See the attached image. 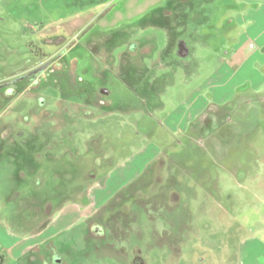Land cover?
<instances>
[{"label": "rangeland", "instance_id": "rangeland-1", "mask_svg": "<svg viewBox=\"0 0 264 264\" xmlns=\"http://www.w3.org/2000/svg\"><path fill=\"white\" fill-rule=\"evenodd\" d=\"M183 38L189 66L173 52ZM251 44L260 58L229 81L231 54ZM43 59L30 87L0 92L1 264H132L134 247L144 264H186L162 234L184 226L195 264H264V0H0V77ZM6 126L61 137L57 173L29 175L41 149L14 150ZM89 145L100 171L84 194L66 161L89 163ZM137 186L151 203L117 212L113 197ZM108 202L128 255L89 240L86 219Z\"/></svg>", "mask_w": 264, "mask_h": 264}, {"label": "flooded vegetation", "instance_id": "flooded-vegetation-1", "mask_svg": "<svg viewBox=\"0 0 264 264\" xmlns=\"http://www.w3.org/2000/svg\"><path fill=\"white\" fill-rule=\"evenodd\" d=\"M175 50H173V52L175 53ZM45 59L43 60H39L38 62H36L35 64H33L30 68V66L28 65L26 67V69H22L21 71H19L18 73H15V75L13 76L14 78L11 79L10 81L8 80L7 77H4V79L0 78V84L3 82H9L8 84L5 85H0V89H4L6 91V93L8 94V96H14L17 91L19 90V88L25 86V87H30L32 82H31V78L34 77L35 79L38 78L40 76L39 73L37 74H30V69L39 67L41 64L42 66L44 65ZM43 73V72H41ZM110 102V99L107 100V103ZM8 133L13 137L12 139H9L7 141V138L5 139L4 143L7 144H13L14 150L15 149H19V144H22L21 146L26 148H30L29 146H31V148L34 146L39 147L38 149H41L39 153H37V155H33L32 159L33 162H37L40 165V168H32L30 167L28 169V173L31 176H39V175H53L54 173H57L56 169H57V165H58V159L61 157L60 153L61 150L60 148L62 147V140L61 137L57 140V145L54 147L53 144L47 146L45 143V138H43V143H41V141L38 143L37 140L31 141V138L26 137V132L23 130H19L16 131L15 133H12V131L10 132V130H8ZM16 140H15V138ZM28 138V139H27ZM36 142V143H35ZM35 144L34 146L32 144ZM17 144V145H15ZM45 144V145H43ZM41 145H43V148L41 147ZM90 147H92L91 150V161L89 163L86 162V165L83 164L84 163V157L78 156L75 154V156H73L72 152L71 155L69 154V158H71L69 161L70 165H73V168L75 166L74 172H72L73 174V179L76 182V188L77 191L79 192L80 190L84 192V194H88V183L87 182H92L94 180V178H96V175L99 174V171H97L94 168L93 165V146L89 145ZM52 149V150H51ZM54 149V150H53ZM71 151V150H70ZM69 150L67 151L68 153L70 152ZM37 152V151H36ZM36 152H34L33 154H35ZM31 159V157H30ZM31 159V160H32ZM64 162V164L66 163ZM108 164V163H107ZM110 165V164H108ZM64 166V165H63ZM107 167V166H106ZM54 169V170H52ZM102 170H104V168L102 167ZM36 184V183H35ZM36 187L41 186L40 184L35 185ZM130 190V189H129ZM129 190L127 191H122V192H118L116 194V196H114L113 198H118L119 201L121 202V205H118V207L116 208L117 212H127V209L130 208V205L133 204V202L137 203L141 201V198L143 197H149L148 200L152 201V199L154 198V196H152L151 194H145L143 193V191H141L139 189V187L137 186V188L133 191L130 192ZM87 191V192H86ZM81 192V193H83ZM193 195V193H192ZM122 197V198H121ZM194 197V195H193ZM112 198V199H113ZM121 199V200H120ZM111 202V201H110ZM110 202H108V204L104 205L103 207L99 208L97 211H95L94 213L90 214L87 217V221L88 223H90V227L88 229V235L90 236L93 245L95 246V248L97 250H100V248H106L107 250H109L110 252H112L111 254L115 255L117 254H121V255H128V246L126 245V241L124 238L120 237H116L114 238L112 235V223L114 222L113 220H120L119 215H115L114 214V210L110 205ZM165 202V201H164ZM170 207L173 206V204L170 203V201H166ZM39 206V205H38ZM98 214V215H96ZM162 234L166 236L167 243H171V245H173L172 250L173 252H176L177 254H182L183 256H185L186 258V264H195L192 260L189 259L190 255V250H188V248H193V246L188 247V244L186 243V241H188L187 238H189V232L186 233V229L185 226L183 227L182 231H178L177 234L171 233L170 230H166V231H162ZM187 234V235H186ZM183 238V239H182ZM182 239V240H181ZM179 240L181 241V246L179 245H175L180 243ZM49 241V240H48ZM119 242H123L121 245L118 246ZM100 246V247H98ZM71 252V254H73V252L71 250H69ZM141 249L134 247L132 249V252L134 254V256H130L128 255V261L130 259V261L132 262V264H144V257H142L140 255L141 253ZM46 255H48V257L50 255H52V251L50 249L45 250ZM193 252V251H192ZM191 252V253H192ZM42 255H38L39 260H45V257ZM43 258V259H42ZM145 259H147V257H145ZM127 261V259H125ZM193 262V263H192ZM128 263V262H127ZM169 264H173V263H169Z\"/></svg>", "mask_w": 264, "mask_h": 264}, {"label": "crops", "instance_id": "crops-1", "mask_svg": "<svg viewBox=\"0 0 264 264\" xmlns=\"http://www.w3.org/2000/svg\"><path fill=\"white\" fill-rule=\"evenodd\" d=\"M190 2H191V1H190ZM153 4H154V3H153ZM153 4H148V5L145 7V10H150V9L154 8L155 6H154ZM157 6H158V5H156V7H157ZM256 6H258V3L249 2V3H246V7H245V9L248 10V9H251L252 7H256ZM166 11H170V13H169V12L167 13ZM174 11H175L174 9H172V10H166V8H164V9H162L161 11H159V14H160V15L162 14V16H163V15L169 16V15H171V14L174 15ZM157 13H158V12H157ZM162 16H161V18H162ZM235 24H238V20H237L236 16H235ZM170 26H172V25H168V26L165 27V28L167 29L168 32L171 30V28L174 27V26H173V27H170ZM183 39H184V38H183ZM185 40H186V39H185ZM187 41H189V40H187ZM189 43H190V41H189ZM237 47H238V46H237ZM245 48L248 49V48H249V45L246 46ZM257 48H258V47H257V45L255 44V45L253 46V48H251L252 50H250V53H248L249 50H247L248 52H247L246 50L243 51V52L239 51L238 49L235 50V52L232 53L231 56H230V61L233 62L234 66H235L236 68H235L234 70L228 69V70L226 71L227 74L224 75V76L228 77L230 73L232 74V72H234L233 74L238 73V71H239L238 69L244 67L246 64H249V65H250V63L253 64V61H254V60L260 58L259 53L256 52V49H257ZM253 49H255V50L253 51ZM258 50H259V49H257V51H258ZM251 55H254L255 58H251V57H250ZM229 72H230V73H229ZM233 74L231 75L230 78H233V77H234ZM224 76H223V77H224ZM4 77H6V76L0 77V78H1V79H4ZM250 77H252V76H250ZM228 78H229V77H228ZM230 78H229V81H230ZM249 82H250V81H249ZM256 86H257L258 88H261V86H264V79H261L260 81H258V83L256 84ZM233 87H234V86H233ZM0 92H3V94H4L5 96H8V94L6 93V91H5L4 89H0ZM231 92L234 93V90L232 89ZM227 96H228V95H227ZM227 96H225V97H227ZM8 97H9V96H8ZM8 130H10V132L12 131L10 126H6V127H5V130H4V131H5V134L2 135V136H3V137H2L3 142H4L5 139L8 138V136H9ZM12 132H13V131H12ZM15 132H16V131H15ZM7 141H8V140H7Z\"/></svg>", "mask_w": 264, "mask_h": 264}, {"label": "water", "instance_id": "water-1", "mask_svg": "<svg viewBox=\"0 0 264 264\" xmlns=\"http://www.w3.org/2000/svg\"><path fill=\"white\" fill-rule=\"evenodd\" d=\"M181 44H179V47L175 50V53L177 54L178 57L182 59V62L189 66L190 62L188 58L191 55V47L189 41L182 39Z\"/></svg>", "mask_w": 264, "mask_h": 264}, {"label": "built area", "instance_id": "built-area-1", "mask_svg": "<svg viewBox=\"0 0 264 264\" xmlns=\"http://www.w3.org/2000/svg\"><path fill=\"white\" fill-rule=\"evenodd\" d=\"M253 46V44H251Z\"/></svg>", "mask_w": 264, "mask_h": 264}, {"label": "trees", "instance_id": "trees-1", "mask_svg": "<svg viewBox=\"0 0 264 264\" xmlns=\"http://www.w3.org/2000/svg\"><path fill=\"white\" fill-rule=\"evenodd\" d=\"M1 264V263H0Z\"/></svg>", "mask_w": 264, "mask_h": 264}]
</instances>
